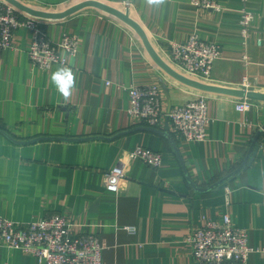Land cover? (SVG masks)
Instances as JSON below:
<instances>
[{
    "label": "crops",
    "instance_id": "crops-1",
    "mask_svg": "<svg viewBox=\"0 0 264 264\" xmlns=\"http://www.w3.org/2000/svg\"><path fill=\"white\" fill-rule=\"evenodd\" d=\"M60 9L81 0H24ZM132 15L163 52L192 33L221 46L211 83L264 92V0H217L221 9L198 8L191 0H103ZM254 13L251 32L242 35V9ZM49 36L80 38L67 65L37 67L29 58L32 30L18 29L14 45L0 50V215L20 221L66 213L77 233H93L105 243V264H199L188 241L206 218L229 215L264 248V155L226 186H214L247 157L264 127V100L250 110L236 108L239 97L205 92L212 118L205 140L184 139L167 116L153 130L128 111L126 85L159 84L166 109L200 91L166 73L137 33L120 19L88 8L47 24ZM261 39V43H259ZM245 54L248 57H245ZM72 67L77 87L65 100L50 76ZM264 141V132L259 136ZM137 146L161 151L160 168L134 160L119 192L106 188L105 173L119 156ZM0 264H39L19 248L0 246ZM248 264H264V251Z\"/></svg>",
    "mask_w": 264,
    "mask_h": 264
},
{
    "label": "built area",
    "instance_id": "built-area-1",
    "mask_svg": "<svg viewBox=\"0 0 264 264\" xmlns=\"http://www.w3.org/2000/svg\"><path fill=\"white\" fill-rule=\"evenodd\" d=\"M191 2L198 8L219 10L222 7L217 0ZM125 6H128L126 1ZM253 18L252 11L242 9L240 24L244 37L251 32ZM50 22L28 16L6 0H0V50L12 47L18 29L27 27L32 30L28 55L33 64L41 69L69 64L79 51L80 38L76 33L65 32L60 40L52 39L47 31ZM160 53L177 70L204 80L211 76L215 62L221 57V46L192 33L183 42H170L164 54ZM245 57L248 55L245 54ZM124 88L128 92V111L138 123L157 129L163 117L167 116L172 128L184 139L207 138V127L212 120L208 113L207 93L199 92L195 98L166 109L159 84L126 85ZM254 102L247 97L239 98L236 108L246 112ZM260 130L264 132V127ZM260 145L264 149V141ZM137 159L152 168H160L164 162L161 151L145 146L123 152L117 163L105 173L106 188L119 192L131 163ZM73 225L70 216L62 212L31 221L13 220L0 215V246L19 248L34 254L39 264H105V243L93 233L75 232ZM188 241L193 257L199 264H248L252 252L264 251V248L250 245L248 231L236 225L229 215L222 220L206 218L203 224L192 229Z\"/></svg>",
    "mask_w": 264,
    "mask_h": 264
},
{
    "label": "water",
    "instance_id": "water-1",
    "mask_svg": "<svg viewBox=\"0 0 264 264\" xmlns=\"http://www.w3.org/2000/svg\"><path fill=\"white\" fill-rule=\"evenodd\" d=\"M6 1L12 4L13 6H15L20 12L28 16L46 19L52 22L65 20L71 15L79 13L82 10L88 8H94L104 11L112 16H115L116 18L120 19L125 24H127L129 27H131L140 37L144 47L146 48L151 58L166 73H168L176 80L203 92L227 94L239 98L247 97L253 100H264V92L262 91L250 90L244 87H232V86L211 83L206 80L189 76L177 70L162 56V54L159 52V50L152 42L145 27L141 24V22L138 19H136L132 15L129 6H125L121 8L117 5H114L112 3L103 0H81L64 8L50 9V8L34 6L32 4L25 2L24 0H6ZM151 129L156 130L155 128H151ZM260 134H261V130L257 133L256 138L254 139L253 145L251 147V150L249 151L247 157L244 159L241 165L237 167L234 171H232L229 175H226L225 177L211 184L212 187L226 186L229 180L234 179L241 170L247 168L256 159V157L263 156L264 149L261 147L258 141Z\"/></svg>",
    "mask_w": 264,
    "mask_h": 264
},
{
    "label": "clouds",
    "instance_id": "clouds-1",
    "mask_svg": "<svg viewBox=\"0 0 264 264\" xmlns=\"http://www.w3.org/2000/svg\"><path fill=\"white\" fill-rule=\"evenodd\" d=\"M149 6L159 7L165 3V0H146ZM50 81L55 90L65 99L72 97L74 89L77 87L76 73L72 67H58L51 73Z\"/></svg>",
    "mask_w": 264,
    "mask_h": 264
}]
</instances>
